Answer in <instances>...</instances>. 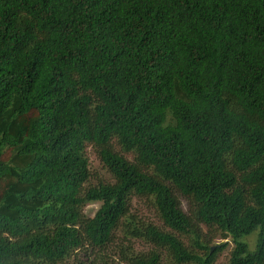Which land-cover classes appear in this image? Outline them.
I'll use <instances>...</instances> for the list:
<instances>
[{
    "label": "trees",
    "instance_id": "obj_1",
    "mask_svg": "<svg viewBox=\"0 0 264 264\" xmlns=\"http://www.w3.org/2000/svg\"><path fill=\"white\" fill-rule=\"evenodd\" d=\"M225 239L264 264V0H0V264H215Z\"/></svg>",
    "mask_w": 264,
    "mask_h": 264
},
{
    "label": "rangeland",
    "instance_id": "obj_2",
    "mask_svg": "<svg viewBox=\"0 0 264 264\" xmlns=\"http://www.w3.org/2000/svg\"><path fill=\"white\" fill-rule=\"evenodd\" d=\"M113 148L118 151L119 153L121 152L118 148L117 145H113ZM84 154L87 158L88 161V167H89V178H88V183L89 184H94L96 183L98 180H109V174L105 171V169L103 168L101 162L99 161L96 151L95 149L87 144L85 146L84 149ZM122 154L127 158L130 159V154L129 153H123ZM174 195L178 201L179 207L180 209L187 214V210H188V202L187 200L178 192H174ZM99 203L98 202H89L86 203L83 207H82V212L87 215V216H91L94 211L96 210V208L98 207ZM131 211L133 212H137L138 215H141L143 217V219L145 220H149L152 221L153 223H155L156 225H161L160 221L157 219L149 201L145 200V199H138L137 197H133L132 201H131ZM201 230L202 232H205L206 229L201 226ZM183 239V238H182ZM245 239L247 240V242L249 244H252L253 239H254V233H251L250 235L246 236ZM186 238L183 239V241H185ZM226 240V246L219 252L216 253V258H215V264H228V253L232 247L231 242H229L228 239ZM222 240L220 238H212L211 240H209L208 242V246L212 247V249L214 248V245L220 243ZM134 247L136 249H146V246L144 243L142 245L141 242H136L134 241ZM111 248H107L106 251L104 252V254L102 255V257L100 258H96L93 257V254H89L87 253L88 257L86 256H79L77 255L76 257H71L67 263L68 264H124L123 262L118 261L116 255H114L111 252ZM88 258V259H86ZM161 264H171L168 263L166 261L165 258H163L161 260Z\"/></svg>",
    "mask_w": 264,
    "mask_h": 264
},
{
    "label": "water",
    "instance_id": "obj_3",
    "mask_svg": "<svg viewBox=\"0 0 264 264\" xmlns=\"http://www.w3.org/2000/svg\"><path fill=\"white\" fill-rule=\"evenodd\" d=\"M210 250H212V247H210Z\"/></svg>",
    "mask_w": 264,
    "mask_h": 264
}]
</instances>
